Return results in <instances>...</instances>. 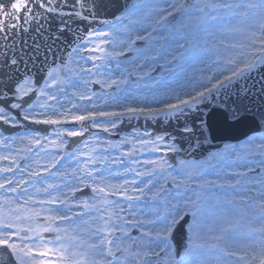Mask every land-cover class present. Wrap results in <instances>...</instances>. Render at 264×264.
<instances>
[{"label": "snow or ice", "instance_id": "snow-or-ice-1", "mask_svg": "<svg viewBox=\"0 0 264 264\" xmlns=\"http://www.w3.org/2000/svg\"><path fill=\"white\" fill-rule=\"evenodd\" d=\"M109 3L115 0H0V124L55 126L51 133L34 129L28 134L29 145L37 146L36 155L45 140L62 148L66 138L86 132L99 143L101 138L91 129L111 135L125 120L175 122L177 131L153 136L145 129L142 136L125 137L119 144L105 138L104 151L92 150L82 176L74 174L72 183H49L39 197L29 188L41 181L30 178L50 172L59 159L25 175L11 156L0 157L12 161L0 172L13 173L0 178V248L14 255L17 264H264V223L251 229L261 233L258 244L238 245L232 242L238 228L228 219L233 211L229 205L244 185H251L247 191L257 195H240L242 206L264 212V136L218 153L221 160L235 157L242 169L225 172L218 180L194 181L203 176L202 166L185 160H180L183 179L177 181L169 172V159L184 151L180 140H186L189 149L203 147L207 125L200 120L197 127L201 108L220 107L215 101L221 95L230 98L234 93L240 101L232 108L223 105L226 118L241 122L251 115L264 122V107L253 112L243 103L253 92L247 81L264 69V0L245 5L235 0H176L167 6L162 0H139L127 15L121 11L128 21L123 33L114 25L111 31L89 27L82 38L78 29L100 20L98 14ZM241 8L243 20L228 19L239 17ZM169 17L178 22L173 25ZM197 34L207 36L204 45L186 46ZM121 35L124 38H118ZM141 41L149 47H134ZM60 45L67 55H58ZM129 51L147 61L137 65L136 79L127 68L117 74L110 71L113 62L120 68L117 58ZM192 61L204 67L189 75L185 66ZM258 95L264 103V83ZM14 139L0 138V145L8 147ZM129 143H138L141 154L151 150L163 155L144 158L143 165L150 167L133 170L129 163H140L141 156L134 154V147L122 148ZM108 162L123 167L108 170ZM14 168L21 172L18 178ZM121 173L120 182L108 181ZM209 187L221 191L209 192ZM84 188L90 189L91 199L75 197ZM100 212L104 215L85 238L73 215L87 219ZM178 227L187 233L179 260L172 242ZM130 229L139 235L134 237ZM44 233L53 235L45 238Z\"/></svg>", "mask_w": 264, "mask_h": 264}, {"label": "rangeland", "instance_id": "rangeland-1", "mask_svg": "<svg viewBox=\"0 0 264 264\" xmlns=\"http://www.w3.org/2000/svg\"><path fill=\"white\" fill-rule=\"evenodd\" d=\"M235 2H237L241 5H245L248 2V0H235ZM238 11L240 12L239 17L229 16L228 19L232 20V19L238 18L240 20H243L244 19L243 9L241 8ZM119 23L120 24H114V26L118 32L122 33V30L125 31L123 26L125 24H127L128 21L122 18V20ZM107 30L111 31L112 29H111V27H109ZM118 38L122 39L124 37L121 35ZM206 41H207V36L204 34H201L199 37H193V38L191 37L190 42H189V47H192L194 45L202 47ZM75 59H78V57ZM143 60L145 61L144 57L141 56L140 61H143ZM120 62H121L120 68H122V70H123V68L129 69L130 64L125 65V64H127V62H125L124 64L122 61H120ZM81 63H83V61H81ZM202 67H204L203 64H201L197 61H192L191 63H189L188 65L185 66V71L188 72L189 75H191L193 72H198ZM119 69H117L115 67V62H113V65H112V68L110 69V71L113 74H117ZM130 70L136 71L139 73V71H138L139 69L137 66H136V68H133ZM98 103H103V101H98ZM22 137H24L23 140H21L20 137L14 139V140H11L8 147H5L4 145H2V148H1L2 155L0 153V157L5 156L7 153V156H12V154H13V156H18V161H20V158L26 159L25 169L27 171H29V170L35 171L38 168L42 169L43 167H46L54 159H57V158H60V160H61L60 163L56 164L55 168L50 169V172H42L41 177H38V179H37V180H40L41 182L36 183V184H34L33 187L29 188V192L34 197H39V196L44 195L43 189L46 188L49 183H60L61 181H64L65 184L72 183L73 182L72 176L74 174L82 176L84 174L85 167L89 166L84 162L87 161L88 156L90 154H92V150L95 149L97 151H103L102 145L105 142V138L103 139L101 135H99V134L95 135V137L101 138L99 141V144H97V141L94 137L92 139H89L87 141V143L85 141L79 147L78 151L75 152V155L70 159L69 155L72 152L68 153V155H64L63 147L58 148L55 144H51L47 140H45V143H44L45 148L40 151L39 155H36V150H34V149H31V151L27 150L29 147H32V145H29V143H28L29 138H30L29 135H22ZM125 137H127L129 140H132L134 138V135L133 134H127L124 136V138ZM0 138H3V137L0 135ZM258 138L259 137H257V139ZM120 141L121 140H118L117 143H119ZM133 147L135 149L141 148V146L138 143L135 146L132 145V148ZM226 147L227 148H236V147H233L231 145H226L225 147L222 148L221 151L212 153L208 159H204V160H200V161L191 160V159L185 160L186 162H188L190 164L202 166V171L204 173L203 176L194 177V181L198 180L199 182L203 183L205 180H208V181L218 180L220 177L223 176V174L225 172H231L233 170H235V171L242 170L239 162L234 163V161L236 159L235 157H232L229 160L219 159L218 153L223 152V150ZM3 148H6V149L8 148V149H7V151H5ZM122 148L126 150L125 147L122 146ZM109 150L110 151H108V152L113 151L112 149H109ZM151 153H152L151 150L145 151L142 154H141V152H139V154H137V156H141V162L138 164L129 163V167L132 169L134 168V170L139 168L141 171H144L147 167H150L148 165H143V159L144 158H158L155 154H151ZM57 154H59V155H57ZM213 157H217V158L213 159ZM3 160L4 159H2L1 161H3ZM179 162H180V159H179ZM15 163H17V162H15ZM11 164L12 163H10V162L4 163L3 165H0V168H6V167L10 166ZM104 167H106L108 170H111V169H116V167L122 168L123 166L120 165L119 163H116L113 165V163L108 162L104 165ZM181 168H182V165L180 164L178 171H173L171 174L172 176H175L177 178V181L184 178L182 173H181ZM12 175L10 173L0 172V178L5 177V176H12ZM15 175H16V173H15ZM106 175H107V172H106ZM123 175H124V173H121L119 177L117 175H112V176L108 177V181L112 182V183L120 182ZM34 178H35V176H34ZM168 182H170V184H171V179H169ZM193 184L195 187V183H193ZM192 187H193V185H192ZM250 187H252V186L251 185H244L241 192L235 195V201H237V204L229 205V207L232 208L233 210H234V208H238L239 212H242V215H241L242 217H240V218L237 217V220H234L232 218L233 214H231L228 217L229 220L236 223V226L238 228V231H236L235 234L232 236V242L235 244H238V245H243L246 243L258 244L261 241V233H259L257 231H251V229L252 228H258L262 223H264V220L261 219V217L264 216V212L260 211L259 207L255 208L253 210L245 209L242 206V204L240 203V199H239L240 195H247L248 194L247 189ZM36 189H40V191L37 192ZM220 191L221 190L219 188L209 187V192L219 193ZM253 192L255 193V191H253ZM67 194L69 196L72 195L70 192H68ZM13 195H15V194H13ZM230 195H232V194H230ZM256 195H257V193H256ZM234 205H236V207ZM209 207H210V205H209ZM0 210H3V209H0ZM75 221H76L75 226L79 227L80 231L85 235V238H87L90 227H88L85 224V219H80L78 217V219H76ZM207 223L211 224L212 222L207 221ZM217 223L220 224V223H223V221L220 220V221H217ZM131 230L132 229H130V231Z\"/></svg>", "mask_w": 264, "mask_h": 264}, {"label": "water", "instance_id": "water-1", "mask_svg": "<svg viewBox=\"0 0 264 264\" xmlns=\"http://www.w3.org/2000/svg\"><path fill=\"white\" fill-rule=\"evenodd\" d=\"M135 0H115V3H109V6L106 10L101 11L98 15L100 20L93 22L91 25L83 24L80 29H78L83 38V32L86 31L89 27L98 28L101 26L104 20H107L108 24L116 21L115 17L121 14V11L125 12L128 8H130ZM108 2V0H106ZM174 22L176 20H173ZM71 39V34L69 35ZM60 51L58 55H67L64 52V45L59 46ZM264 83V69H261L257 72H254L251 78L247 81V86L249 89H253L251 96L243 100V103L248 105L253 112L257 111L261 107H264V103H262V98L258 95L260 85ZM233 102L237 105L240 103L236 99V95L233 93L231 97L221 95L216 101L215 105H220V107H216L214 105H209L207 107H202L199 117L197 120V127H200V120H203L207 125L205 128V136L207 137L204 140L203 147L199 149H189L188 144L183 146L184 151L179 153L175 158H170L169 162L174 166L178 165L177 158L181 157L183 159H205L209 156V154L213 150L220 149L226 143L238 142L241 141L248 136L256 133L264 132V122L259 120V117H255V120L251 115L247 116L241 122H234L231 119L226 117L229 116V113L223 108V105H227L228 108L233 107ZM0 128L7 132L6 125L0 124ZM20 128H28L23 123V126ZM9 133V132H8ZM87 135L83 136L84 139ZM80 144L70 141L69 147L70 150H74ZM170 157L172 154H169ZM186 231L183 227H178L177 230L173 234L172 242L174 244L175 251L180 258V255L183 254L184 245L186 243ZM0 264H17L14 256L5 251V249L0 248Z\"/></svg>", "mask_w": 264, "mask_h": 264}, {"label": "flooded vegetation", "instance_id": "flooded-vegetation-1", "mask_svg": "<svg viewBox=\"0 0 264 264\" xmlns=\"http://www.w3.org/2000/svg\"><path fill=\"white\" fill-rule=\"evenodd\" d=\"M174 2H176V0H162V6H167V4L174 3ZM184 2H186V0H184ZM197 2H198V0H195V3H197ZM118 24H120V23H118ZM107 29L104 28V30H107ZM123 32L124 31L122 30V33ZM200 35L201 34H197V35H194L193 37H199ZM186 46L189 47V44L186 45ZM134 47L141 48V49H146V48L149 47V45L146 42H142L141 41V42H138L137 45L134 46ZM73 58L74 59L77 58L75 56V54H73ZM140 58H141V55L137 51H129V52L126 53L125 56H122V57H119L118 58V60L119 61H122L123 64L125 62H127V64H125V65L130 64L129 69L128 68L127 69H128V71H130L132 73V79H136L139 73L136 72V71H132L130 69L136 68V66L138 64H144V63L147 62L146 60L145 61L144 60L143 61H140ZM124 71H125L124 68H123V70H122V68H120L118 70V73H121V72H124ZM152 75L153 76H157V78H158V73L157 72H153ZM93 87H98V86H93ZM142 87L143 86L141 85L137 89V91L139 92L140 90H142ZM109 91H111V90H109ZM137 99H142V97L138 95L137 96ZM68 126L69 127H73V125H68ZM26 127H28V126H26ZM6 128L8 130H15L16 129V127H9V126H7ZM52 128H53L52 126H45V125H39L37 127V129H40L41 132H44L45 130H47L48 133H51L52 132ZM177 128H178V126L176 125L175 122H173L172 124L161 123V122L153 123L152 121H145L143 118H140L139 120H132V121L125 120L122 124L119 125V127L116 130H114V132L111 135H109L108 133H104L100 129H95V128L91 129V133L94 134V136L99 134V135L102 136L103 139L106 138L108 140H111L114 144H119V143H117V141L124 139V136L125 135H127V134H133L134 137H135L137 134H139L140 136H142L145 129H147L149 132L152 133L153 136H155L157 134H165V133L176 132L177 131ZM32 131L33 130H27V131L26 130H22L20 132H17V133H14V134L10 135L8 138L15 137V139H16L18 137H22V135H28ZM85 134H90V133H87L86 132ZM0 135H2L1 132H0ZM261 136H264V135H256V136H252L250 138H253V137L257 138V137H261ZM92 138H93V136L92 135H89V137L86 140L88 141L89 139H92ZM67 139L68 138H66V140ZM248 139L245 142H241V143H237V144H232L231 146L236 147L238 149L239 148H243V146L247 144ZM43 142L45 143V141H43ZM97 144H99V143H97ZM123 147H125L126 149H128V148L131 149L132 148V144L131 143L125 144V145H123ZM1 148H2V145H0V153L2 155ZM30 148L36 150L37 146L33 144L32 147H30ZM3 149L5 151H7L8 148L7 149L6 148H3ZM63 150H64V147H63ZM103 151H104V149H103ZM107 151H110V150L108 149ZM139 152H140L139 149H135L134 154L137 155V154H139ZM151 154H155L157 157H160V156L163 155L160 152H156V153H153L152 152ZM5 156H7V153H6ZM11 157L15 160V162H17L16 163L17 165H20L21 166V170H22L23 174L26 175L27 172H28L25 169L26 159L20 158V161H18V156H13V154H12ZM253 159L254 160L255 159H258V157H254ZM1 160L2 159H0V161ZM7 162L12 163L11 160L4 159L3 161L0 162V165H3L4 163H7ZM114 164H116V163H113V165ZM116 169H119V168L116 167ZM14 172L16 173V177H19L21 175V172H16V169L15 168H14ZM169 172L172 174L173 170L170 168L169 169ZM10 174L12 175L13 173H10ZM30 179H32V180L34 179L33 181H36L38 179V177H35L34 178V176H33ZM193 187H194V184H193ZM84 189H87L88 191L85 194V196L84 197H81L80 199L81 200H83L85 198L91 199L93 197V194L91 193L90 189L89 188H84ZM248 194H249V196L256 195V193H254V192H248ZM76 195H77V192L75 193V197H76ZM111 199H114L115 200V199H119V197H112ZM248 203H251V201H248ZM234 204H237V201H235ZM234 206L236 207V205H234ZM99 207L102 208L103 206L102 205H99ZM254 208H257V207H254ZM93 211H95V210H93ZM232 214H233L232 218L234 220H237V217H239V218L242 217L241 216L242 215V212H239L238 208H234V210L232 211ZM100 215H104V213L103 212H100V213H96L95 215H89L87 217V219H85V224L88 227H90V229L96 227L97 225H96L95 221H96L97 217L100 216ZM262 217H264V216H262ZM73 219L76 220V219H78V217H76L75 215H73ZM43 235L45 237V236H50V235H53V234L52 233H44Z\"/></svg>", "mask_w": 264, "mask_h": 264}]
</instances>
